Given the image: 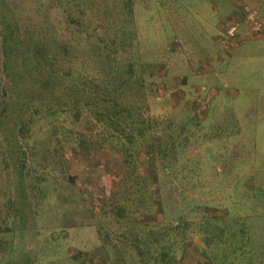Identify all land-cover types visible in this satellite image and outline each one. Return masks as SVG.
Segmentation results:
<instances>
[{
    "label": "rangeland",
    "instance_id": "rangeland-1",
    "mask_svg": "<svg viewBox=\"0 0 264 264\" xmlns=\"http://www.w3.org/2000/svg\"><path fill=\"white\" fill-rule=\"evenodd\" d=\"M0 1V264L264 251V0ZM35 48L72 75L48 83ZM115 102L140 107L132 145Z\"/></svg>",
    "mask_w": 264,
    "mask_h": 264
},
{
    "label": "trees",
    "instance_id": "trees-1",
    "mask_svg": "<svg viewBox=\"0 0 264 264\" xmlns=\"http://www.w3.org/2000/svg\"><path fill=\"white\" fill-rule=\"evenodd\" d=\"M58 1H60V3H61L62 0H58ZM0 4H1V1H0ZM3 19H5V17H3V11L1 10V6H0V20L3 22ZM67 24L68 25H75L76 28H78V25L74 23L73 19H71V22H68ZM129 39L132 40L133 37L130 36ZM101 43H103V41H101ZM111 45L114 47L117 46L114 40L112 41ZM94 51L99 52V49L95 48L92 50V52H94ZM32 54H33L32 65H34V67L37 66V68H36L37 71H39V69H42V72H44L43 75L47 79L48 83L51 81L54 82L55 78L62 79L65 76H71L72 75L71 71L65 72L64 70H61L59 68V66L54 62V60L50 57L47 50L42 49V48H35V49H33ZM93 57L95 59H98V58H100V55L98 53H96L93 55ZM45 67H49V70H46ZM125 74L129 75L127 79H124ZM132 74H133V68L130 65H128L125 69H121L118 67V68H114V70L112 72H109V70H107V72L105 73V75L107 76V81L112 83V86L114 87L115 90H122L124 87H127V83H130L129 82V79L131 78L130 75H132ZM135 83L139 84L140 87L143 88V85L141 82L135 81ZM106 85H108V84H106ZM1 87H0V89H1ZM108 87H110V86L108 85ZM140 93L141 92H139L138 95H140ZM117 99H120V98L117 97ZM104 101H105V99H104ZM116 105L121 107V108L117 109ZM106 108L108 109L109 107H106ZM113 109H114V112H112V116L114 117L115 120H112L110 118V116H108V112H105L104 114H102L105 117L104 119L108 120L111 123L115 132L124 133L125 129L120 127L119 119H121L122 114L125 113L126 115L123 116V118L121 120H125L126 118H130L131 122L129 125H130V129H131V134L128 132L129 128H127L126 129L127 132L124 135V137H125L124 139L127 141L128 145H132L133 139H134V136L132 134L133 129L135 132H137V136H143L144 135V128H140V126H142V124H144L143 118L141 115V111H140V107H138V108L130 107L129 109H131V111H132V112H130L127 109V106L125 107L124 104L120 105L119 103L115 102V106ZM99 115H101V114L99 113ZM135 119L138 120L139 122H135ZM157 240H158V238H157ZM157 240H155V242H158ZM205 243H206V245L209 244L207 240H205ZM222 246H224V249H226V248H228V243H223ZM132 248L137 253L138 248L135 246H132ZM243 250H245V251H243ZM263 250H264V246H262V251ZM260 252L261 251H254V249L250 248V247H245V249H243L242 246L240 248H234L230 252L231 253L230 255L234 256V258H233L234 263H232V264H236L238 261L237 257L243 256V255H251L250 264H255L257 262H259L261 264L264 261V259L263 258L260 259V257L264 256V251L261 252V254H260ZM138 255L141 256L140 251H139ZM165 256H166V254H163V257H161L159 260H156V264H171L172 262L176 264V262L173 258H165ZM258 258L260 260H257Z\"/></svg>",
    "mask_w": 264,
    "mask_h": 264
},
{
    "label": "built area",
    "instance_id": "built-area-1",
    "mask_svg": "<svg viewBox=\"0 0 264 264\" xmlns=\"http://www.w3.org/2000/svg\"><path fill=\"white\" fill-rule=\"evenodd\" d=\"M251 15V14H250ZM248 16V18H249V20H251L256 26L257 25H260V24H258V22L256 21V20H254L253 19V14L251 15V16ZM236 28H237V24H234V25H231L229 28H228V30H227V34L229 35V36H232L234 33H235V31H236Z\"/></svg>",
    "mask_w": 264,
    "mask_h": 264
}]
</instances>
